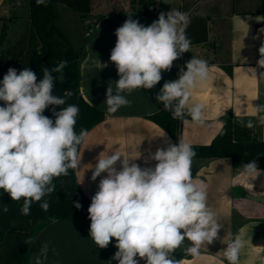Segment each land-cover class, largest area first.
I'll return each mask as SVG.
<instances>
[{
    "label": "clouds",
    "instance_id": "9594fccd",
    "mask_svg": "<svg viewBox=\"0 0 264 264\" xmlns=\"http://www.w3.org/2000/svg\"><path fill=\"white\" fill-rule=\"evenodd\" d=\"M35 2L47 6L48 0ZM128 16L115 31L117 41L110 54L119 79L115 87L112 83L107 87L109 114L131 104L125 93L131 95L137 89L157 85L162 71L170 70L173 62L192 47L187 35L191 17L186 11L173 8L161 12L150 26ZM259 52L258 64L264 68V46ZM66 66L64 60L51 69L43 68L39 80L28 67L19 74L9 68L0 82V189L12 201L23 199V215H29L33 203L41 201V209L48 211L50 204L43 198L55 191L54 178L67 176L69 169L79 167L78 149L89 135L86 129L75 130L79 106L63 107L73 93L54 95V85L63 82ZM184 67L187 70L181 68L178 79L163 84L156 101L163 103L164 111L173 119L187 124L185 117H190L192 123L204 125L205 105L193 103L192 93L209 78V64L193 56ZM260 78L264 79V73ZM50 105L60 106V111L52 110L54 121L43 115ZM259 123L264 125V116ZM247 127H254L252 120ZM195 156L192 145L183 139L151 154L148 159L156 161L154 167L141 168L134 162L139 156H125L119 151L100 154L91 179L95 181L105 172L107 176L100 180L88 208L90 237L95 245L106 248L115 238L118 251L112 259L118 264H139L137 257L146 264H181L172 254L185 241L189 242L185 251L198 256L203 246L217 238L222 225L207 203L206 184L192 175ZM259 173L256 162L251 161L242 165L240 175L255 178ZM75 207L79 209L81 204L77 202ZM8 211L5 205L3 212ZM24 242L35 243L31 237ZM243 247L239 237L227 243L223 254L229 264H238ZM48 252L45 242L34 255V264H45Z\"/></svg>",
    "mask_w": 264,
    "mask_h": 264
},
{
    "label": "crops",
    "instance_id": "0c3cea01",
    "mask_svg": "<svg viewBox=\"0 0 264 264\" xmlns=\"http://www.w3.org/2000/svg\"><path fill=\"white\" fill-rule=\"evenodd\" d=\"M103 1V0H102ZM7 0H0V12ZM104 2V4H103ZM93 1V12L104 13L103 17L85 34V57L81 63L80 89L83 97L91 105L101 109L105 118L89 131L87 140L80 146V165L75 169L77 180L83 192L91 198L98 191L101 173L95 181L91 179L99 155L119 151L125 156H139L134 162L141 168L154 167L156 161L149 160L158 148L175 144L171 136L147 116L164 107L156 101V96L167 81L179 78V71L194 56L209 64V78L192 93L193 103L205 105L204 125L182 123L181 139L189 144H208L223 125L220 117L231 111L238 122L247 126L253 121L254 134L264 140V125L259 123L264 116V79L260 74L264 68L259 49L264 46V21L258 13H234L229 17L230 60L232 74L215 62L216 33L210 23L209 40L192 44L190 52H185L173 62L170 70L162 71L161 81L152 89H137L126 98L129 106L121 107L116 113L107 112L106 91L109 83L115 87L119 79L117 68L110 61L115 47V31L132 15L133 20L150 26L155 20L148 16L131 14L127 0L120 6L118 0ZM250 3L251 0H244ZM116 6V7H114ZM230 0H156L158 12H169L173 8L180 11H194L201 15L225 13ZM101 8L106 7L107 9ZM0 17L4 15L0 14ZM103 65H106L103 67ZM255 70L256 77L252 75ZM165 133L164 137H161ZM123 159V157H121ZM196 167L193 177L199 178L207 186V203L216 212L222 227L212 243L203 246L198 256L188 254L185 249L189 242L175 250L176 260L181 264H229L224 257L227 243L239 237L244 241L238 264H264V168L255 178L242 176V169L235 170L229 157L193 159ZM120 169V163L116 165ZM89 218L57 219L45 225L36 235L29 248V264H34V255L41 245L49 244L48 259L45 264H118L112 259L118 249L112 238L106 248H99L90 237ZM139 264H146L144 260Z\"/></svg>",
    "mask_w": 264,
    "mask_h": 264
},
{
    "label": "trees",
    "instance_id": "16d2710c",
    "mask_svg": "<svg viewBox=\"0 0 264 264\" xmlns=\"http://www.w3.org/2000/svg\"><path fill=\"white\" fill-rule=\"evenodd\" d=\"M93 1L95 2V0H48L47 6H37L35 0H27V22L15 39H10L8 34V22L12 18L0 17V82L9 68H15L19 74V71L28 67L36 73L39 80L42 78L43 68L51 69L59 61L66 60L64 80L62 83L59 81L55 83L54 95L63 97L67 91L73 93L71 97L66 98L63 107L69 104L79 106L75 126L77 133L81 129L89 131L105 118V113L101 109L85 100L80 89L81 63L86 54L85 34L104 15L102 12H93ZM65 8L76 14L75 23L78 29L70 34L60 24V10ZM127 9L133 15L148 16L155 21L160 14L156 9V0H127ZM188 13L191 24L187 29V35L192 44L209 40L210 23L217 27L215 62L227 73L232 74L229 17L234 13H258L262 15L264 21V0H251L250 3H245L244 0H230L229 9L225 13L215 12L213 15H201L194 11ZM184 70H187L186 67ZM0 106H3L2 101ZM53 108L60 111V106L50 105L43 115L54 121ZM147 117L162 127L178 145L181 139L182 120L173 119L169 112L164 111V107ZM220 119L223 125L210 143L191 144L196 153L194 159L229 157L235 170L242 169V165L251 161H255L258 168H264V140L258 139L251 128L240 124L237 116L231 111L223 114ZM195 171L196 167L193 166L192 174ZM53 183L56 185L55 191L43 198L50 204L48 211L41 209L42 201L35 202L29 215L21 213L23 199L12 201L10 196L0 189V264H29L31 244L24 241L29 237L34 240L38 232L50 222L57 219L89 218L88 208L91 201L81 189L75 170L69 169L67 176L54 178ZM77 202L81 204L79 209L75 207ZM5 205L9 208L7 213L3 212ZM172 255L177 258L175 253Z\"/></svg>",
    "mask_w": 264,
    "mask_h": 264
},
{
    "label": "rangeland",
    "instance_id": "374dc122",
    "mask_svg": "<svg viewBox=\"0 0 264 264\" xmlns=\"http://www.w3.org/2000/svg\"><path fill=\"white\" fill-rule=\"evenodd\" d=\"M101 1L102 0H95L96 3H99V6L101 5ZM118 2L120 3V6L123 5V0H118ZM27 3H28L27 0H7L5 6L0 12V14L4 15L5 18L6 17L12 18V20L8 22L9 23L8 34L10 39H15V37H17L19 32L22 31V29L24 28L27 22V16H28ZM106 9L107 8H105V10ZM100 10H102V8H100ZM60 14H61L60 24L65 31H67L70 34L71 32H74L75 30L78 29L75 23L76 14L73 11H71L68 8L67 9L65 8V10L64 9L60 10ZM6 21H8V19H6Z\"/></svg>",
    "mask_w": 264,
    "mask_h": 264
}]
</instances>
